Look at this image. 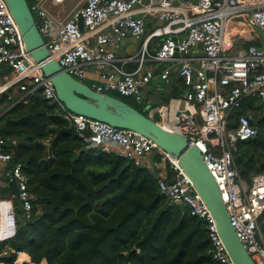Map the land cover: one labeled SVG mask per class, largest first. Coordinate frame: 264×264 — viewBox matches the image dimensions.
<instances>
[{
    "label": "built area",
    "instance_id": "obj_1",
    "mask_svg": "<svg viewBox=\"0 0 264 264\" xmlns=\"http://www.w3.org/2000/svg\"><path fill=\"white\" fill-rule=\"evenodd\" d=\"M49 1L33 0L30 7L50 58L82 81L91 66L102 68L101 82L93 83L92 88L132 98L142 105L146 115L164 128L186 136L190 146L199 148L218 183L239 238L257 264H264V236L259 227V217L264 212V173L254 175L249 184L235 165L238 143L256 137L259 127L251 123V113L241 115L234 127L230 121L231 112L241 107L246 97L257 98L264 105V48L251 44L230 53L234 45L230 24L236 16L260 30L264 37V0H86L65 21H58L50 13ZM80 14L84 30L79 25ZM149 17L160 25L147 32ZM128 36L141 40V48L134 56L118 57L109 45H119ZM155 39L158 49L151 53L149 45ZM197 47L203 50L200 57L191 54ZM131 61L137 63L132 71L125 67ZM153 61L176 63L175 68L188 87L183 97L165 105L146 103L143 90L154 79V70L147 63ZM5 69L8 71L3 74ZM173 71L172 66L167 67L162 79L168 82ZM12 87L24 92L20 101L41 91L73 122L86 143L105 151L115 148L137 165L145 164L146 157L159 150L150 137L140 132L70 111L59 100L41 63L27 50L7 0H0V94ZM161 152L174 170L172 181L163 183L164 192L173 202L187 205L193 215L206 221L214 259L221 264H235L203 196L179 163ZM13 158L14 151H8L6 141L0 138V161L9 165L5 176L17 180L22 209L25 218L30 219L33 203L28 178L23 164L15 163ZM16 232L15 196L0 194V241L13 238ZM22 253L25 252H20L18 259Z\"/></svg>",
    "mask_w": 264,
    "mask_h": 264
},
{
    "label": "trees",
    "instance_id": "obj_2",
    "mask_svg": "<svg viewBox=\"0 0 264 264\" xmlns=\"http://www.w3.org/2000/svg\"><path fill=\"white\" fill-rule=\"evenodd\" d=\"M175 86L174 98L188 91L182 77ZM23 94L11 89L0 94V138L14 151L13 161L23 164L33 216L25 218L15 199L17 232L0 241L1 263L221 264L214 259L206 221L164 192L174 170L161 151L137 165L118 151L86 143L41 91L17 102ZM111 94L142 111L132 98ZM263 108L259 99L246 97L230 114L232 127L249 113L259 127V134L240 141L235 151V165L249 184L264 173ZM75 152L79 158L72 162ZM259 227L264 236V212ZM20 252L30 261L19 263Z\"/></svg>",
    "mask_w": 264,
    "mask_h": 264
},
{
    "label": "water",
    "instance_id": "obj_3",
    "mask_svg": "<svg viewBox=\"0 0 264 264\" xmlns=\"http://www.w3.org/2000/svg\"><path fill=\"white\" fill-rule=\"evenodd\" d=\"M7 2L22 30L27 50L37 62L41 63L44 74L53 82L59 100L73 113L85 115L118 128L140 132L150 137L157 144L159 150L167 153L170 158L177 159L179 165L191 178L208 204L216 219L218 231L234 263L257 264L232 225L221 190L213 173L206 165L199 148L190 146L186 136L164 128L155 119L120 97L100 93L90 84L71 75L58 61L50 58V53L31 10L29 0H7ZM78 18L80 28L84 30L83 16L80 14ZM189 55V53L186 54V56ZM169 66L175 69L176 63L164 62L154 70L153 84L164 82L161 75ZM184 103L185 101L182 102V107ZM251 123L256 124V120L252 119ZM78 158L79 153L75 152L71 161L74 162ZM154 168L157 169L156 166ZM10 186L12 195L22 202L15 178L11 179Z\"/></svg>",
    "mask_w": 264,
    "mask_h": 264
},
{
    "label": "crops",
    "instance_id": "obj_4",
    "mask_svg": "<svg viewBox=\"0 0 264 264\" xmlns=\"http://www.w3.org/2000/svg\"><path fill=\"white\" fill-rule=\"evenodd\" d=\"M85 2L86 0H84V4ZM83 5H80V0H62L61 2H54L53 0H50L48 3V10L58 21H65L66 19L72 17V15L75 12H77ZM159 25L160 22H158L156 19L152 17H149L147 18L146 30L147 32H150ZM230 30L234 42L233 48L230 50V53L235 54L240 50L246 49L248 46L242 45L245 42H252L251 44H255L261 48H264V37L261 31L248 26L242 17H239L238 19L234 18L232 20L230 24ZM156 41H157L156 39L153 40L149 45V51L151 53L156 52V50L158 49V45ZM109 47L115 50L118 57L134 56L139 52L141 48V40H138L133 36H128L119 45L110 44ZM191 54L192 56L200 57L203 54V50L201 47H197L191 51ZM136 66L137 63L135 61L128 62L125 65L126 69L130 71L134 70ZM159 66H160V62L153 61L147 63V67L153 70H156ZM101 69L102 68L97 66H91L83 81L86 82L87 84L101 82V77H100ZM4 72H7V69L3 71V74ZM180 78L181 76L178 74L175 68L168 82L164 81L162 83H156V84H153L151 82L143 90L146 96V103L153 105H158L157 103H160L159 105H165L170 103L171 100L175 99L174 97H172V93L173 91H176L175 82ZM3 82L5 81L3 80ZM10 89L12 90L13 95L20 94L22 92L19 90V88L16 87H12ZM186 92L187 89L181 95L184 96ZM21 98L22 96L19 98L17 102H19ZM168 98H169V102L166 103L165 100H167ZM262 119H264V108L262 110ZM151 157L152 155L150 154L149 157H146V161L151 162ZM8 166L9 165H7L6 163L0 161V194L4 197L12 196L11 186H10L11 180L5 176V171ZM41 264H48V263L46 260H44Z\"/></svg>",
    "mask_w": 264,
    "mask_h": 264
},
{
    "label": "bare ground",
    "instance_id": "obj_5",
    "mask_svg": "<svg viewBox=\"0 0 264 264\" xmlns=\"http://www.w3.org/2000/svg\"><path fill=\"white\" fill-rule=\"evenodd\" d=\"M175 162L177 161V159H173ZM20 259L23 260H30V255L28 253H22V255L20 256Z\"/></svg>",
    "mask_w": 264,
    "mask_h": 264
},
{
    "label": "rangeland",
    "instance_id": "obj_6",
    "mask_svg": "<svg viewBox=\"0 0 264 264\" xmlns=\"http://www.w3.org/2000/svg\"><path fill=\"white\" fill-rule=\"evenodd\" d=\"M83 4H84V0H80V5H83ZM239 17H240V16H236V17H234V18H237V19H238ZM1 83L3 84L2 81H1ZM134 102H135V101H134ZM135 103H136L137 105H140V104H138L137 102H135ZM135 103H134V104H135ZM114 150L117 151V149H115V148H114ZM152 155H153V154H152ZM40 210H41V208H40ZM18 262L21 263L22 260L19 258V259H18Z\"/></svg>",
    "mask_w": 264,
    "mask_h": 264
}]
</instances>
